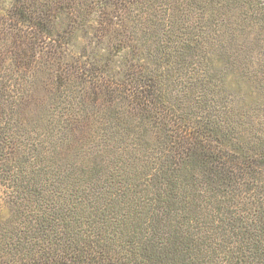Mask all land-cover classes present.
<instances>
[{"label":"trees","instance_id":"16d2710c","mask_svg":"<svg viewBox=\"0 0 264 264\" xmlns=\"http://www.w3.org/2000/svg\"><path fill=\"white\" fill-rule=\"evenodd\" d=\"M0 264H264V0H0Z\"/></svg>","mask_w":264,"mask_h":264}]
</instances>
